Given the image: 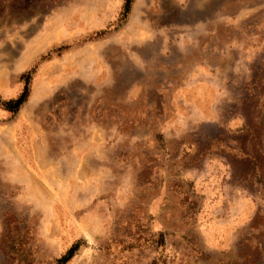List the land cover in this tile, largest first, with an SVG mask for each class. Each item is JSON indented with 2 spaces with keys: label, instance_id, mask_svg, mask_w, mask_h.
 <instances>
[{
  "label": "rangeland",
  "instance_id": "374dc122",
  "mask_svg": "<svg viewBox=\"0 0 264 264\" xmlns=\"http://www.w3.org/2000/svg\"><path fill=\"white\" fill-rule=\"evenodd\" d=\"M123 3L0 15V264H264V0Z\"/></svg>",
  "mask_w": 264,
  "mask_h": 264
},
{
  "label": "trees",
  "instance_id": "16d2710c",
  "mask_svg": "<svg viewBox=\"0 0 264 264\" xmlns=\"http://www.w3.org/2000/svg\"><path fill=\"white\" fill-rule=\"evenodd\" d=\"M46 0H0V15L5 11H26L33 8L36 4L40 2H44ZM55 2L56 0H47ZM132 0H124L123 3V12L122 15L126 16L129 11ZM28 75H21V79H23V87L20 93L13 99H9L6 101L0 100V109L9 112L11 114L16 113L22 104L26 101L28 96ZM244 164L247 168L251 163L249 162L250 158L248 155L243 156ZM249 163V164H248ZM78 242L73 243L70 247L65 251L63 255H61L56 261L55 264H66L73 256L74 252L78 248Z\"/></svg>",
  "mask_w": 264,
  "mask_h": 264
}]
</instances>
